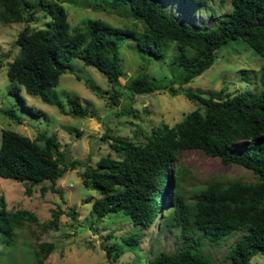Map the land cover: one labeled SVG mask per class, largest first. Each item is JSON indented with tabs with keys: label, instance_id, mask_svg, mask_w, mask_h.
<instances>
[{
	"label": "trees",
	"instance_id": "obj_1",
	"mask_svg": "<svg viewBox=\"0 0 264 264\" xmlns=\"http://www.w3.org/2000/svg\"><path fill=\"white\" fill-rule=\"evenodd\" d=\"M63 1L0 0L2 23H29L35 19L36 8L49 17L43 28L30 30L24 26L17 33L14 43L19 51L8 62L5 72L7 79L15 82L8 88L9 93L17 94L22 87L26 93L49 102L44 89L55 86L60 75L71 70L69 60L77 58L105 76L111 87L109 97L116 103L118 93L113 85L123 75L119 49L127 40L142 60L160 58L164 45L173 44L176 53L171 62L180 69L168 83L147 75L128 79L125 85L131 98L133 94L141 96L157 90L175 95L173 84L187 83L210 67L215 51L231 40H241L264 58V0H229V11L215 25L203 29L178 23L163 9L162 0H99L95 4L101 11L126 10L142 23V30L112 26L101 19L70 27ZM186 1L199 5L212 0ZM259 84L256 96L241 92L230 95L222 88L203 95L185 91V97L196 103L193 110L172 126L151 127L142 143L109 133L101 135L100 140L106 142L113 154L101 155L93 165L86 159L67 157L51 136L38 134L30 139L1 130L0 178L31 185L49 181L52 186L67 169L81 166L83 185L101 195L90 204L97 218L120 213L140 231L150 228L162 206H168L164 220L168 226L178 227V237L189 243L172 253L158 250L142 264H211L200 253V239L216 241L236 230L243 234L219 264H247L254 254L264 253V66L260 69ZM67 104L72 115L87 114L76 99L68 97ZM5 113L10 118L14 116L12 109ZM184 149L199 150L223 165H239L250 171L254 180L223 181L213 177L197 188L192 199L186 200L179 192V172L172 168L176 154ZM50 214L51 219L40 224V230L56 226L57 212L52 210ZM68 214L73 215V210L69 209ZM29 220L37 222L33 212L7 211L0 197V243L9 245L14 229ZM139 239L134 230L122 237V242L134 252ZM51 248V243H37L34 263L45 264ZM102 248L105 257L111 259L122 251L114 243Z\"/></svg>",
	"mask_w": 264,
	"mask_h": 264
},
{
	"label": "rangeland",
	"instance_id": "obj_2",
	"mask_svg": "<svg viewBox=\"0 0 264 264\" xmlns=\"http://www.w3.org/2000/svg\"><path fill=\"white\" fill-rule=\"evenodd\" d=\"M98 1L61 2L69 26H82L88 20L101 19L112 26L142 30V23L122 8L116 12L97 10L95 4ZM162 1L163 9L169 16L178 23L197 29L215 25L229 11V0H212L199 5L187 4L186 0ZM34 16L35 19L29 23L0 22V132L11 130L30 139L38 134L51 136L67 157L80 161L86 159L90 165L101 155L113 154L106 142L100 140L103 134L142 143L151 127L161 124L172 126L178 122L196 107L194 101L185 97V91L203 95L222 88L230 95L241 92L256 96L260 90L259 74L264 66V58L236 39L219 47L210 67L199 75L182 85L173 84L175 95L157 90L141 96L133 94L131 98L125 85L128 79L147 75L168 83L180 69L171 62L176 53L173 44L164 45L160 58L142 60L136 56L133 43L127 40L119 49L123 75L113 85L118 93L116 103H112L109 97L111 87L105 76L77 58L69 60L71 70L61 74L55 86L44 89L49 102L26 93L22 87H19L17 94L9 93L8 88L15 82L8 80L5 72L8 62L19 51L14 43L17 33L24 26L30 30L43 28L49 20L37 8ZM68 97L76 99L87 109V114L83 117L72 115L67 104ZM10 109L14 112L13 118L5 113ZM172 168L179 172L178 188L186 200L192 199L197 188L213 177L223 181L232 178L254 180L247 169L235 164L223 165L217 158L208 157L199 150L179 151ZM81 171V166L67 169L52 186L49 181L31 185L29 182L0 178V197L5 210L26 209L37 218V222L25 221L20 228L14 229V237L9 245L0 243V264H35L33 250H36L39 242L52 245L51 252L44 259L45 264H130L136 259L142 264L158 250L172 253L189 243L178 237V227L168 226V221L164 220L168 209L166 205L160 209V215L153 225L140 231L134 229L128 218L120 213L97 218L90 204L101 195L83 185ZM26 188L29 189L27 193ZM84 199L89 201L84 202ZM69 209L73 210V215L68 214ZM52 210L57 212L56 226H46L40 230V224H46L51 219ZM134 230L139 233L140 239L138 250L133 252L123 244L122 237ZM242 234L243 231L236 230L216 241L201 238L200 253L211 264H219L232 243ZM197 236L198 232H195L193 237ZM111 243L122 248L115 259L105 257L102 248ZM247 264H264V253L254 254Z\"/></svg>",
	"mask_w": 264,
	"mask_h": 264
}]
</instances>
